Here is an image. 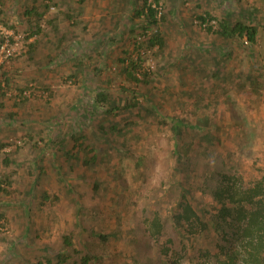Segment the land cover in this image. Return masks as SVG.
Wrapping results in <instances>:
<instances>
[{
	"label": "rangeland",
	"instance_id": "1",
	"mask_svg": "<svg viewBox=\"0 0 264 264\" xmlns=\"http://www.w3.org/2000/svg\"><path fill=\"white\" fill-rule=\"evenodd\" d=\"M148 1L156 24L137 13L143 0H0V264H49L63 252L64 264H195L228 247L212 226L220 175L264 184V0ZM31 8H45L39 20ZM224 16L255 23L256 42L216 34ZM155 31L163 48L149 42ZM99 91L156 114H105ZM204 115L212 126L199 131L211 137L188 130L194 143L181 150L193 159L177 170L183 140L170 124L191 128ZM127 119L138 120L136 137L94 140L105 162L87 168L79 148L66 155L67 134ZM186 203L198 219H178Z\"/></svg>",
	"mask_w": 264,
	"mask_h": 264
},
{
	"label": "trees",
	"instance_id": "2",
	"mask_svg": "<svg viewBox=\"0 0 264 264\" xmlns=\"http://www.w3.org/2000/svg\"><path fill=\"white\" fill-rule=\"evenodd\" d=\"M157 2L158 0H154V4ZM45 8L41 11H37L35 8L27 9L26 14L31 17L36 15V19L39 20ZM140 12L147 18L148 25L157 23V10L148 0H143L142 10H137L138 14ZM199 18L202 21H205V18L202 16H199ZM207 27V30L211 31L212 26L209 25ZM38 28L39 27L37 26V29ZM213 31L221 37L229 39H242L244 37L247 42L254 44L258 33V26L249 20L232 21L228 17L224 16L223 19L219 21L218 28ZM152 36L153 37L149 40V42L151 44H158L159 48H163L164 40L162 35L155 31ZM33 47L35 46L32 44L29 45L30 49ZM128 65V77H132L134 80L139 81V79L133 75V73L137 70L136 62L131 60L128 62ZM147 81V77L144 75L143 82ZM21 92H23V89H20V93ZM182 94H184V92H182ZM185 95L190 96L192 95V92H185ZM96 97L105 101L107 104L108 107L106 110H103L105 114H111L114 109H119L130 116L135 115L138 117L141 114V117L145 119L147 116L150 117L156 114L155 108H152L153 106L143 105L138 101H133L132 103L123 101L121 105H118L109 99L104 91H99L96 94ZM137 110L139 112L138 115L135 112ZM138 125V120L134 121L132 119H127L123 125H108L107 129L103 123H99L97 126L99 129H106L102 133H98L97 129L86 133V130L80 128L78 129V135L69 133L65 136H69V138L73 141L72 147L68 151L66 150V155L71 157L78 156V151H75V148H79L80 152L83 153L84 156L81 158L77 157V159L82 161L87 168L94 167L98 161L105 162V156H108L105 152L96 150L94 140L104 135L106 137H110V134L113 133L112 131H116V133L120 135V139L126 141V138H134L138 135ZM203 125H206V127L211 125L208 115H204L203 118L196 122L195 125H192L191 128H188L189 123L184 120H175L170 124L175 135L178 136L180 140H183L181 145L178 143L176 144V142L174 145V155L176 159L178 158L179 161H181L185 158L182 165L176 166L177 170H183V172H185L187 168L190 167L186 158L193 159L192 156H188L184 150H181L183 146L190 148V146L194 143L190 135L186 134L188 130L192 131L191 133L195 135L197 140L209 141L211 136L208 133H200L199 131L200 127ZM128 128H131L132 131H128ZM109 140H111L110 142H117V140L113 137ZM2 146L3 143H0V152ZM106 146L108 149L112 147L110 144H107ZM203 158H206V156L204 155ZM200 172L201 174L205 173V169H201ZM239 177L224 173L221 174L218 180V186L212 191L213 199L218 205L216 214L212 219V226L215 230L222 232V236L226 238L228 242V247L226 248L225 246H220L218 247V252H214L213 254L209 251H205L203 254L205 260L195 264H264V184L262 179H258L253 181L250 186H247L242 184L243 181ZM237 181H239L238 187L236 185ZM94 187L97 188V185ZM0 190H2V188H0ZM42 196L46 197V194L43 193ZM194 217L198 219L199 216L192 209L190 204H184L183 213L178 216V219L183 218L185 221H188L190 218ZM201 225L202 228H205L206 223L201 220ZM97 233L100 239L104 240L107 238V235L100 232ZM64 242L68 244L70 242V238L65 236ZM67 258L68 254L63 252L55 255V262L52 261L51 257H47L46 259L49 264H64Z\"/></svg>",
	"mask_w": 264,
	"mask_h": 264
},
{
	"label": "built area",
	"instance_id": "3",
	"mask_svg": "<svg viewBox=\"0 0 264 264\" xmlns=\"http://www.w3.org/2000/svg\"><path fill=\"white\" fill-rule=\"evenodd\" d=\"M3 51H4V49L0 51V55H1V53H3ZM8 54H9V52L7 51L6 56H7Z\"/></svg>",
	"mask_w": 264,
	"mask_h": 264
}]
</instances>
